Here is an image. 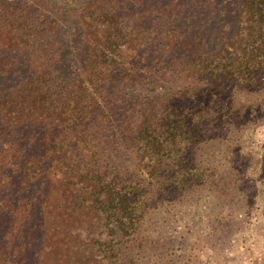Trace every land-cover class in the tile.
<instances>
[{"label":"trees","instance_id":"16d2710c","mask_svg":"<svg viewBox=\"0 0 264 264\" xmlns=\"http://www.w3.org/2000/svg\"><path fill=\"white\" fill-rule=\"evenodd\" d=\"M175 1L88 0L79 20L97 40L84 45L75 74L53 45V13L0 0V216L10 218L0 224V264H22L27 251L40 264H74L85 250L88 264H127L155 200L236 183L226 161L209 166L210 149L234 151L264 123V0H196L180 11ZM138 5L148 16L130 25ZM154 33L185 66H148ZM38 51L43 63L31 66ZM170 67L193 82L139 109L121 105ZM254 92L258 101L243 99ZM124 152L126 166L108 164Z\"/></svg>","mask_w":264,"mask_h":264},{"label":"rangeland","instance_id":"374dc122","mask_svg":"<svg viewBox=\"0 0 264 264\" xmlns=\"http://www.w3.org/2000/svg\"><path fill=\"white\" fill-rule=\"evenodd\" d=\"M7 1L16 4L21 2V0ZM87 1L32 0L34 4L31 9L39 8L49 11L55 15L56 20H59L61 24L59 32L52 33L56 40V44L53 45L57 47L59 54L64 53L66 57L64 65L67 68L73 67L75 74L80 69L83 72L84 65L79 55L82 54L84 45L88 39L90 42L97 40L95 35L91 36L87 25L79 20L81 10L85 8ZM191 2L195 3L196 0H176L174 5L178 6V11H180L188 9L186 5ZM22 6L25 10L30 9L26 8L27 4L24 1ZM142 8L144 7L139 5L133 6L135 14H129L125 21L132 25L137 21V17L145 19L148 14L146 10L141 11ZM194 8L197 9L195 6ZM73 9H75L74 14ZM169 9H172V5ZM159 13L163 19L167 16L166 18L170 20L168 10ZM34 17L38 19L37 16ZM19 32L22 33L21 30ZM146 41L151 44V47L146 50L151 53L152 58L151 61H147L148 66H185L173 57L180 53L174 52L175 54L169 55L171 52L166 51L165 44L168 41L164 36L154 33ZM41 44L44 45V42ZM39 47L43 49V46ZM188 47L191 49V46ZM191 52L192 49L189 50V54H192ZM39 53V51L36 52L37 57L31 66H39L43 63L42 58L38 57ZM182 53L188 54L186 51ZM179 59H182L181 56ZM22 66L29 65L25 63ZM188 78L184 73H175L172 67L167 68L155 88L150 86L140 88V90H127L128 99L126 98L121 105L125 109H139L137 102L147 101L160 91L179 89L180 86L193 82ZM261 95V92H254L245 95L243 99L248 96V99L256 102ZM112 144H107V148H112ZM238 144L233 149L234 151L223 150L220 147L211 148L210 154L213 161L209 162L211 167L218 164L220 170L221 163L226 161L230 169L235 174L238 173L235 176L236 183L222 180L223 183L219 181V184H207L205 188L193 190L190 196L172 200L173 202L155 200L144 215L138 233L136 232L138 241L133 240L132 245L136 244L138 247L133 252L132 260L127 264H264V123L257 127L247 128ZM202 154L206 155V152ZM204 155L202 156L203 162L205 161ZM128 161L129 156L124 152L122 158H110L108 164L114 167L126 166ZM232 184L235 186L233 187ZM40 216L35 214L33 219ZM0 219L2 228L8 225L10 220L6 215L2 218L0 216ZM67 234L70 235L71 232L68 231ZM64 235L65 232L62 236ZM105 236L101 237V241L105 242ZM94 239L96 243L93 245L97 248L98 241ZM129 245L131 242L127 246ZM60 248L61 250L58 247V252L64 249L63 246ZM37 255L40 257V254ZM75 255L74 264L79 262L88 264V260L91 259L89 250L76 252ZM22 264L40 263L36 261L33 253L27 251V254L23 255Z\"/></svg>","mask_w":264,"mask_h":264}]
</instances>
